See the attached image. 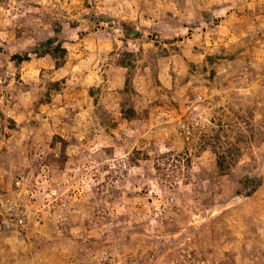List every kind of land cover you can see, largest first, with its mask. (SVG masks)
Returning <instances> with one entry per match:
<instances>
[{"label": "rangeland", "instance_id": "obj_1", "mask_svg": "<svg viewBox=\"0 0 264 264\" xmlns=\"http://www.w3.org/2000/svg\"><path fill=\"white\" fill-rule=\"evenodd\" d=\"M5 220L0 264H264V0H0Z\"/></svg>", "mask_w": 264, "mask_h": 264}, {"label": "built area", "instance_id": "obj_2", "mask_svg": "<svg viewBox=\"0 0 264 264\" xmlns=\"http://www.w3.org/2000/svg\"><path fill=\"white\" fill-rule=\"evenodd\" d=\"M19 223H22V221H20ZM15 226H19V224H15L10 220H5V221H0V230L2 229H6V228H11V227H15Z\"/></svg>", "mask_w": 264, "mask_h": 264}, {"label": "trees", "instance_id": "obj_3", "mask_svg": "<svg viewBox=\"0 0 264 264\" xmlns=\"http://www.w3.org/2000/svg\"><path fill=\"white\" fill-rule=\"evenodd\" d=\"M15 58L19 61H23V58L21 56H15Z\"/></svg>", "mask_w": 264, "mask_h": 264}]
</instances>
